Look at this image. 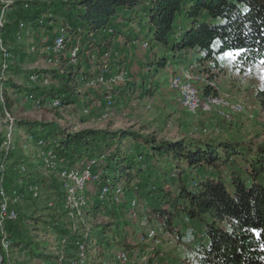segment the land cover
<instances>
[{"label":"trees","instance_id":"1","mask_svg":"<svg viewBox=\"0 0 264 264\" xmlns=\"http://www.w3.org/2000/svg\"><path fill=\"white\" fill-rule=\"evenodd\" d=\"M14 7L25 9L19 17L25 27L42 28L51 33L55 28L64 29L68 34L67 48L81 46L80 59L82 55H112L120 41L128 47L147 43V51L152 56L148 71L139 83L123 87L121 96L124 98L133 93L152 96L159 87L156 77L168 66L180 68L197 63L219 67V57L227 53L235 54L242 69L264 64V0L32 1L28 8L20 0ZM56 35L40 42L39 54ZM8 45L15 52L11 43ZM65 60L61 64L64 73L59 69L23 73L11 69L21 78L29 80L36 75L34 78L39 77L41 83L48 79L58 86L27 87L9 78L0 82V86L4 83L0 94L3 97L13 90L16 95L25 93L33 101L40 99L45 104L54 100L61 102V106L77 103L81 95L75 87L95 78L101 67L93 73L84 70L81 63L68 66ZM116 90H106L102 97L112 96ZM207 92L214 94L215 91ZM257 97L264 109V88ZM6 110L0 97L1 119ZM81 119L82 125L89 123L86 116ZM15 122L16 136L14 134L9 151L5 150L6 142L5 149L2 148L5 139L0 138V168L7 167L6 186L19 189L23 196L31 187L41 191L49 184L47 189L55 191L60 202L58 205L55 199H50L48 208L55 211L61 207L55 221L34 212L19 213L16 221L9 222L12 245L9 251L1 249L4 264H8V258H17V264H78L81 245L89 264H99L93 258H102L107 253V263L124 264L117 258L119 250L131 260L134 257L118 236L121 225L102 223L98 218L103 214L115 218L130 210H137L163 233L174 235L190 255L183 261L264 264V144L235 138L216 140L188 136L159 140L130 128L72 132L55 122ZM231 125L233 123L227 126ZM196 128L194 133H201ZM32 142L37 149L30 154L36 156L34 162L37 163L30 166L21 153L34 148ZM39 143L43 145L40 149ZM48 152L71 167L64 170L76 169L72 166L103 156L98 168L101 171L98 190L111 181L124 188L127 199L116 204L112 198L102 200L96 193L88 211L98 220L96 224L77 232L62 226L60 222L64 217L72 221L65 210L66 193L56 176L42 175L39 170V167L46 168L43 160ZM31 196L40 198L32 193ZM133 200L139 203L138 208L131 207ZM49 233H55L54 240L44 238ZM53 248L55 251L51 253ZM24 257L27 261L21 259ZM155 259L162 260L163 264L165 261L176 264L160 252L149 259V264Z\"/></svg>","mask_w":264,"mask_h":264},{"label":"rangeland","instance_id":"2","mask_svg":"<svg viewBox=\"0 0 264 264\" xmlns=\"http://www.w3.org/2000/svg\"><path fill=\"white\" fill-rule=\"evenodd\" d=\"M65 1L71 0H41L39 2L51 3ZM29 2H24L26 8L29 7ZM13 5H16V3ZM11 6L6 9L5 13H2V5L0 4V77H2L0 82L13 78L18 85L24 84L27 87H36L40 85L46 87L58 86L57 83H51L48 79H44L43 83L40 82L41 80H39V77L33 80L34 77H37L36 75H32L29 80L21 78L14 75L11 69H18L22 71V73L36 69L43 71L58 70L62 61L66 62L65 59L68 58L67 54L69 55L68 50L72 47L67 48V52L64 53V56L57 61L59 63L50 64L48 63L47 57H42L41 49V54H39L38 46L41 41H47L48 38L46 37H51L52 34H57L55 36V38H57L64 29L59 30L55 28L54 32L51 33L42 28L37 29L32 28V26L25 27L23 24H20L19 21V17L24 13L25 9L14 7L13 10H9ZM22 25L24 28H22ZM32 30L36 32H32ZM66 36L68 37V34ZM12 37H14L15 40H13ZM53 41H51V43ZM10 43L13 48H15V52H13L12 48L8 45ZM73 46L79 47L80 52L82 51L79 44ZM7 53L10 54L6 62L7 69L2 70L1 67L3 66ZM151 57V53L147 51V47L143 44L128 47L121 41L116 48V53L112 55L107 54L99 56L95 54L90 57L89 55H82V58H79L78 65L81 63L84 70L95 73L98 71L99 67H101V69H109V73L106 76V85L96 82L92 83L97 79L96 77H98L99 74L95 78L88 80L89 82L78 84L75 90L81 95V98L77 103L70 106L63 105L58 108H53L50 106L52 101L49 102V104H45L43 101L40 102V99L33 101L32 97L26 96L25 93L16 95V92L13 90L8 91V94L6 96L3 95V97L0 94L2 102H5V106L8 110L5 111L4 118H0L2 129L0 138L3 137L5 139L2 148L5 149V142L8 144V141H10L9 150L12 147L16 120L18 122H55L63 128L72 129V132L86 129L117 131L119 129L130 128L142 132L143 134L154 135L159 140L178 139L188 136L196 139L216 140L235 138L252 144H264V109L259 105L257 97L259 90L264 88V64L260 63L250 68L242 69L237 63V58L233 53L220 56L219 67H215L213 64L201 65L196 63L199 65L197 66L198 68H195L196 72L205 74L208 79H214L213 82L217 85L214 94L221 95L231 106H242V113H231V120L228 121L221 118L219 113L224 109L219 105H214L210 112L200 111V114L198 113L196 116L178 104L175 95L176 92L168 87V83L172 76L178 74L181 67L185 65L180 66V68L178 66L177 70L172 68V66H168L161 71L156 77V81L159 83L158 90L152 96L142 97L139 96L138 93H133L129 94L130 96L128 98L122 97L121 91L123 87L133 83H139L143 78L144 74L148 71V63L151 61ZM122 72L127 73L124 79L120 78ZM21 76L23 77V74ZM3 85L4 83L1 84L0 90H3ZM112 89H117V93L112 94V96L108 95L107 97H102L104 91ZM207 90L212 92L211 89ZM206 93L209 92L205 89V94ZM108 98H111V100ZM219 107L221 109H218ZM83 116L89 119L88 124L82 125L81 118H83ZM5 119H8L9 122L5 123ZM229 123H233V125L230 127L227 126ZM195 128L202 134L199 132L195 134ZM34 143L35 142H32L31 144L34 148L25 149L21 153V156L24 155V157L27 158L26 160L28 164L30 163V166L37 163L34 162L36 156L30 154L37 149V145ZM38 147L39 149L43 147L42 143H39ZM49 154L50 152H48L43 160L46 168L44 169L43 167L40 169L39 167L42 175L45 174L49 177H55L59 176L64 169L71 168L66 166L64 162L60 161L54 154L53 160ZM54 162H56L58 167L52 169L49 164ZM86 162L87 161L72 166V168L80 169ZM4 171H6V176V165L1 166L0 175H2ZM98 172L101 174L100 170ZM48 186L49 184L44 185L41 189L39 199H34L29 189L24 191L21 201L19 202V213L22 215H29L36 212L38 215H43L46 220H57L56 214H58V209H60L61 206H58L57 210L53 211L48 208V202L50 199H55L59 205L60 200L57 194L54 193L55 191L47 189ZM96 191L97 189L93 188L89 192L88 206L84 210L83 217L75 220L71 219L72 221L64 217L60 224L76 232L96 224L98 220L91 217L88 212L96 198ZM98 219H101L102 223L113 222L121 225L118 236L126 243L129 252H131L134 257V259H132L134 263L141 262L146 254L152 252L155 253V255L156 252H160L169 260L170 258L173 259L176 264L186 262L183 260H186L188 256H190L188 255L187 248L179 244L174 235L163 233L155 224L147 223V225H144V221L147 220L146 218H142L141 213H138L137 210L124 212V214L115 218H112L109 214H103ZM152 230L156 232L155 238H151L149 235ZM44 238L54 240L55 233H49ZM50 251L53 253L55 249H50ZM63 251L65 250L62 249L61 253ZM119 252L125 253L123 250H119L117 253ZM93 253L97 252L94 251ZM108 255L107 253L105 256H102V258L94 257L93 261L99 264L102 262L109 264L106 262L109 257ZM79 258L78 264H89L85 248L83 250L80 248ZM16 259L17 258H8V264H17ZM21 259L27 261L26 257ZM169 263V261L164 262V264ZM34 264L42 263L34 262Z\"/></svg>","mask_w":264,"mask_h":264},{"label":"bare ground","instance_id":"3","mask_svg":"<svg viewBox=\"0 0 264 264\" xmlns=\"http://www.w3.org/2000/svg\"><path fill=\"white\" fill-rule=\"evenodd\" d=\"M18 1H20V0H0V4L2 5V13H4L8 7L17 3ZM21 1L29 2L30 0H21ZM39 1H41V0H39ZM22 28H24L23 25H22ZM66 35L67 34H66L65 30L62 31L58 35V37L55 38L54 42L50 45H47V47L45 48V51H47L48 63H50V64L59 63L57 61L60 60L64 56L65 52H67V42H66L67 36ZM143 45L145 47L148 46L147 43H144ZM68 52H69V55L67 54V56H68L67 65L68 66L78 65V61L80 58V48L79 47H73V48L69 49ZM9 57H10V54L7 53L5 55L3 66L1 67L2 70L7 69L6 68L7 67L6 62L8 61L7 59ZM197 66H199V65H197L196 63H192L189 65L186 64L185 66L181 67V70H180V72H178V74L172 76V78L170 79V81L168 83L169 84L168 87L172 91L176 92L175 95H176V98H177L176 100H177L178 104L181 107L187 109L189 112H191V114L196 115V116L198 115V113L200 111L201 112H208V111L210 112V110L213 108L214 105H219L224 109L223 111H221L219 113L221 118L223 120H228V121L231 120L230 114L236 113V112H241L242 106L241 105H237V106L232 105L231 106L230 103L227 100H224L222 98V96L219 94L218 95L213 94V93H211V94L206 93L205 94V89H206V91H207V89H211L214 92L217 89V85L215 82H213L214 79H212V78L208 79L205 74L196 72L195 68ZM59 70H60V68H59ZM108 71H109V69L102 68L101 72L99 73V76L96 77L97 79L95 81H93L92 83L96 82L98 84L106 85L105 82H106V76L108 74ZM125 75H127V73L122 72V74L120 75V78L124 79ZM1 79H2V77H0V80ZM33 79H35V78H33ZM89 80H91V79H89ZM228 96H230V95H228ZM225 98H226V96H225ZM108 99L111 100V98H108ZM60 106H61V102H59L58 100H54L51 107L58 108ZM215 108H217V107H215ZM218 109H221V108L219 107ZM4 122L8 123L9 121H8V119H5ZM1 130L2 129H1V125H0V133H1ZM9 143H10V141H8V144H7L6 149H5L6 151L9 150ZM49 155L54 160V156L51 153ZM103 159H104L103 156L100 158L90 159L82 168L64 170L60 173L59 176H76V175H78V173H81V176H100V174L98 172L99 171L98 168L100 167V164L102 163ZM49 166H51L52 169H55L56 167H58L56 162L50 163ZM5 172L6 171L2 172V176H5Z\"/></svg>","mask_w":264,"mask_h":264},{"label":"built area","instance_id":"4","mask_svg":"<svg viewBox=\"0 0 264 264\" xmlns=\"http://www.w3.org/2000/svg\"><path fill=\"white\" fill-rule=\"evenodd\" d=\"M34 1V0H30ZM61 183L66 196H65V210L68 212L69 217L72 220L81 218L84 216V210L88 206V194L91 189H97L96 193L99 194V198L102 200L112 198L116 204H121L126 199V192L122 186L113 185L111 181L108 184L102 186L98 190V185L101 181V176H81L78 173L76 176H56ZM30 192L35 198L40 196V189L38 187H31ZM22 194L17 188H8L6 186V176L0 175V250L4 249L9 251L12 245V239L7 229L9 222L16 221L19 217L17 205L21 201ZM53 204L51 203L50 206ZM140 205L136 200L131 202L133 209L138 208ZM147 221H144V225H147ZM150 237L155 238L156 232L152 230ZM81 249L84 246L81 245ZM117 258L124 264H149L150 258H155V253L146 254L141 262L134 263L123 252L117 254ZM152 264H163L162 260L155 259ZM181 264H195L191 262H183Z\"/></svg>","mask_w":264,"mask_h":264},{"label":"crops","instance_id":"5","mask_svg":"<svg viewBox=\"0 0 264 264\" xmlns=\"http://www.w3.org/2000/svg\"><path fill=\"white\" fill-rule=\"evenodd\" d=\"M13 8H14V5L11 6V8H10L9 10H13ZM5 12H6V10H5ZM5 12H4V13H5ZM0 13H1V7H0ZM32 32H36V31H35V30H34V31L32 30ZM29 34H30V33H29ZM15 38H17V37H15ZM46 38H48L47 40H49L50 37H46ZM12 39L15 40L14 37H12ZM54 40H55V39H54ZM53 42H54V41H53ZM53 42H52V43H53ZM52 43H51V44H52ZM11 46H12V44H11ZM46 47H47V45L41 49V52H42V54H43L45 57H47V51H45V48H46ZM67 61H68V60H67ZM59 68H60L61 73H62V72H63V73L65 72V69H63L62 66H60ZM59 68H58V69H59ZM172 68H174L175 70H177V69H178V66H172ZM108 73H109V71H108Z\"/></svg>","mask_w":264,"mask_h":264},{"label":"water","instance_id":"6","mask_svg":"<svg viewBox=\"0 0 264 264\" xmlns=\"http://www.w3.org/2000/svg\"><path fill=\"white\" fill-rule=\"evenodd\" d=\"M4 263V257L2 255V252L0 250V264H3Z\"/></svg>","mask_w":264,"mask_h":264}]
</instances>
